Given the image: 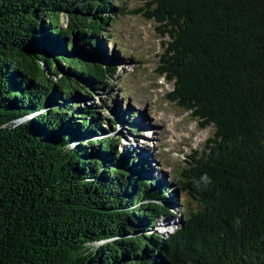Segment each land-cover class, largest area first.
I'll list each match as a JSON object with an SVG mask.
<instances>
[{"label": "trees", "instance_id": "obj_1", "mask_svg": "<svg viewBox=\"0 0 264 264\" xmlns=\"http://www.w3.org/2000/svg\"><path fill=\"white\" fill-rule=\"evenodd\" d=\"M146 6L173 38V97L217 127L182 172L198 207L157 232L172 186L102 136L117 118L75 103L115 75L111 0H0V264H264V0Z\"/></svg>", "mask_w": 264, "mask_h": 264}, {"label": "rangeland", "instance_id": "obj_2", "mask_svg": "<svg viewBox=\"0 0 264 264\" xmlns=\"http://www.w3.org/2000/svg\"><path fill=\"white\" fill-rule=\"evenodd\" d=\"M111 5L114 7V14L109 29L114 41H104L108 56V60L105 58L104 61L116 66L115 75L110 82L106 80V83H102L105 86L101 90H97L89 97L83 94L84 99L75 100V103L97 107L105 116L108 113L109 117L117 118L116 128L111 124V119H108L110 123L104 125L106 131L102 136L120 137V151L139 152L140 155L137 157L141 161L150 162L151 166L145 171V177L150 180L160 179V184L172 186L174 192L170 194L174 197L170 204L172 212L170 215L163 214L156 227L157 232L161 231L166 237L174 234L184 224L178 190L182 192L183 189L180 178H186L180 177V171L194 153L197 157L201 156L207 139L213 136L216 130L214 125L201 129L190 113H184L180 106L167 100L163 102L160 93L167 90L166 85L156 89L150 85L151 81H160L155 73L159 58L154 55L159 49L157 38L159 30L155 21L149 22L142 14L134 13L146 12L144 3L140 0H111ZM62 21L63 25H66L65 15L62 16ZM150 38H153L155 44L153 59L150 63L141 62L139 52L141 43ZM165 39L169 37L163 38V41ZM147 50L152 51V48ZM142 69L147 71V75ZM158 104L163 107L162 110L158 109ZM167 106L170 108L167 109ZM110 128L115 130L110 132ZM181 135H184L183 143L177 148L174 143L181 141ZM196 148L197 151H194ZM199 159L190 160L189 164H195ZM169 172L172 174L169 175ZM192 173L191 171L190 176ZM181 196L186 201L189 200L185 203L186 208L196 207L197 202L192 200L190 194L185 193Z\"/></svg>", "mask_w": 264, "mask_h": 264}, {"label": "clouds", "instance_id": "obj_3", "mask_svg": "<svg viewBox=\"0 0 264 264\" xmlns=\"http://www.w3.org/2000/svg\"><path fill=\"white\" fill-rule=\"evenodd\" d=\"M211 184H212V180L207 173L203 174L198 180L194 181V185L197 188H201L202 186L204 188H207Z\"/></svg>", "mask_w": 264, "mask_h": 264}, {"label": "bare ground", "instance_id": "obj_4", "mask_svg": "<svg viewBox=\"0 0 264 264\" xmlns=\"http://www.w3.org/2000/svg\"><path fill=\"white\" fill-rule=\"evenodd\" d=\"M141 120H142V118H141Z\"/></svg>", "mask_w": 264, "mask_h": 264}]
</instances>
